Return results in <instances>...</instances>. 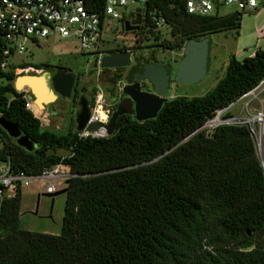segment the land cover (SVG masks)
Here are the masks:
<instances>
[{
    "label": "trees",
    "instance_id": "16d2710c",
    "mask_svg": "<svg viewBox=\"0 0 264 264\" xmlns=\"http://www.w3.org/2000/svg\"><path fill=\"white\" fill-rule=\"evenodd\" d=\"M149 13L169 29L155 45L168 52L237 31L241 18L190 16L177 0H149L148 35ZM140 48L135 42L129 50ZM120 71L107 79L111 86ZM14 78L0 71V118L33 148L22 149L0 128V164L27 176L61 164L77 177L63 188L58 235L18 228L19 187L12 198H0V264H264V177L246 129L219 127L209 137L197 131L264 78L263 50L241 60L230 55L209 92L167 99L151 120L136 122L125 108L111 134L97 139H79L74 118L64 133L43 129L25 109ZM122 101L123 95L108 120Z\"/></svg>",
    "mask_w": 264,
    "mask_h": 264
},
{
    "label": "built area",
    "instance_id": "2783aa9c",
    "mask_svg": "<svg viewBox=\"0 0 264 264\" xmlns=\"http://www.w3.org/2000/svg\"><path fill=\"white\" fill-rule=\"evenodd\" d=\"M148 1L0 0V71H11L14 76L21 74L39 76L42 74V69L13 66L10 59L23 55L27 43L37 44L51 35H56L60 39L74 40L80 54L88 57L92 66L91 76L94 79V84L91 86L94 93L90 105H87L88 120L82 130L76 131L77 137L79 139L106 137L104 126L108 122L112 107L122 97L121 90L124 84L120 80H117L113 86L108 83L107 79L116 69L109 71L101 69L100 59L121 51H126L132 56L133 51L125 46L107 48L104 37L112 23L122 24L134 15L137 5L144 10ZM177 2L182 5L186 15L196 17L217 16V10L221 7H232L241 14L264 12V0H177ZM149 20L152 24V32L158 35L167 27L162 18L155 17L152 13H149ZM182 51L183 48L175 52V56L181 57ZM102 73H108L105 82L109 84L108 87L114 94L111 103L108 104L103 100V86L98 82ZM17 92L22 95L25 109L40 122L41 126L46 129L55 128L50 125L46 111L37 108L35 102L29 98L28 89L24 88ZM89 124H98L99 127L90 131L87 130ZM219 127L246 129L264 177V78L235 101L215 110L197 131L209 137ZM74 177L77 176L69 174L61 164L42 170L37 176H27L20 172H11L8 164L3 163L0 166V198H12L17 187H26L34 179L42 181L45 184L43 193L50 195L59 189L60 183L64 188L65 182Z\"/></svg>",
    "mask_w": 264,
    "mask_h": 264
},
{
    "label": "rangeland",
    "instance_id": "374dc122",
    "mask_svg": "<svg viewBox=\"0 0 264 264\" xmlns=\"http://www.w3.org/2000/svg\"><path fill=\"white\" fill-rule=\"evenodd\" d=\"M136 8H141V6L137 5ZM235 12L240 14L232 7H221L217 10V16L223 17L235 14ZM263 22L264 12L262 11L252 14L244 13L241 14L237 35L231 31L213 34L200 39L201 41L205 40L210 43L209 70L205 77L197 83L171 86L166 94L167 98L184 97L190 99L202 97L214 87L218 81L217 79L220 77L219 73L223 63L234 50L237 51L240 49L238 51L240 54H238L237 60H241L247 55V53L243 51L244 49H247L249 52L257 48L264 51V38L258 39L254 32ZM168 31V27L163 28L160 35L157 34V41L154 40L156 35L154 32H151L150 35L143 33L138 36L137 40H134L132 34L125 32L122 26L118 23H112L107 29V34L104 37L106 41L105 47L116 48L125 46L131 48L136 42V46H140L141 48L133 51V55L130 57L129 67L134 64V61L140 59L150 60L153 58L161 61L162 58L167 59L171 57L178 61L181 57L175 56V52H172V55L168 51L163 54L161 48L155 47L157 42L168 37ZM10 62L13 66H30L44 69L43 74L36 77L43 79L48 89H51V91L50 78L47 74L48 69L56 71L60 68L68 74H70V72L76 74L79 82L89 80L90 86L94 84L93 76H91L92 66L88 57L80 54L76 42L72 39H60L56 35H51L46 40H40L37 44L27 43L26 52L21 56L13 57L10 59ZM129 67L122 68L119 72L121 76L119 80L124 85L128 83L125 79V72ZM107 75L108 73H102L98 78V82L103 86V100L106 104L111 103L114 95L108 87L109 84L105 82ZM16 78L18 77L15 76L14 80H16ZM52 95L54 96L52 101L55 102V105L51 106L57 110V113L55 117H48L50 125L55 127L50 130L56 133H64L70 125V122L65 123L67 113L69 112L68 114H71V110L73 109V113L76 116L79 107L76 100H72L70 95L69 98H62L53 91ZM71 117H69V119H71ZM73 125L75 129V123ZM42 128L44 129L45 127L42 125ZM58 186L59 189L56 192L63 189L62 183ZM44 187L45 184L42 181L34 179L30 185L20 188L18 228L29 232L58 235L60 232L64 205V194H58L53 197L44 196Z\"/></svg>",
    "mask_w": 264,
    "mask_h": 264
},
{
    "label": "water",
    "instance_id": "95a60500",
    "mask_svg": "<svg viewBox=\"0 0 264 264\" xmlns=\"http://www.w3.org/2000/svg\"><path fill=\"white\" fill-rule=\"evenodd\" d=\"M140 9L135 10V18L131 23H123V30L128 32L129 30L125 27L130 24L137 25L138 15ZM210 43L205 40H188L183 45V51L181 58L176 62L174 66V73L171 76L170 70L163 66L157 64H146L142 67V72L132 78L131 83H127L122 87V95L125 96L127 101H122L124 104L113 113L107 124L104 126L106 135H110L113 131V122L116 116L121 113H125L126 109H131L133 113V119L136 122H142L146 120L153 119L162 104L168 99L166 94L169 88L173 85H184V84H194L202 80L209 68V53H210ZM130 54L126 51L111 53L109 55L103 56L100 59L99 67L101 69H122L127 68L130 65ZM50 78V84L52 91L61 96L62 98H69L70 88L72 86V77L69 74H65L60 71L50 76V73L47 72ZM25 77L30 79H41L40 77H26L21 75L18 78ZM16 78V80L18 79ZM14 80V88L19 90L20 87L16 84ZM43 80V79H42ZM44 81V80H43ZM66 81V87L62 90L60 85ZM140 82H146L149 86L148 91H143L140 87ZM29 90V98L34 97L35 103L38 100L37 96L34 94L33 89L28 84L23 85ZM47 91H51L48 89ZM51 91V93H52ZM45 101V100H44ZM44 101L40 103L46 104ZM79 111L74 118L75 130L80 131L84 128L88 116V106L86 99L80 97L78 99ZM98 124H89L87 130L94 131L98 129ZM0 128L7 134L9 138L15 140V143L25 150H31L33 148L32 144L23 137L20 132L17 130L16 126L10 123L5 122L0 118ZM66 184V182H65ZM65 190H60L58 192L52 193L50 195H45L47 197H53L58 194H64Z\"/></svg>",
    "mask_w": 264,
    "mask_h": 264
},
{
    "label": "flooded vegetation",
    "instance_id": "af4514ba",
    "mask_svg": "<svg viewBox=\"0 0 264 264\" xmlns=\"http://www.w3.org/2000/svg\"><path fill=\"white\" fill-rule=\"evenodd\" d=\"M137 9H140V13L138 15V23L137 25H126L125 27L129 30L128 33H131L132 36H133V39L134 40H137L138 36L141 35V30H142V33H146V31L149 29V27H145V24H144V21H143V12L144 10L141 9V8H137ZM135 18V13L132 17L128 18V20H125L123 23H131ZM123 23L119 25L122 26L123 28ZM117 50V49H116ZM161 51L164 53H166L167 51L163 48H161ZM176 59L174 58H171V57H168L167 59H164L162 58L161 61L159 60H155V59H150L148 61L147 64H157V65H163L165 67H167L169 70H170V73H171V76L173 75L174 73V66L176 64ZM146 65L144 63V59H140V60H137V61H134V64H132L128 70H126L125 72V79L127 80V82H131L133 81L132 78L134 76H137L139 75L141 72H142V67ZM64 72L66 73V71H63L61 70L60 68L56 71H54L53 69H48L47 72L50 73V76L54 75L55 73L57 72ZM68 72V71H67ZM68 74V73H66ZM73 81H72V86L70 88V98H72L73 96H75L76 98V103L78 104V99L80 97H84L86 99V102L88 103L91 96H90V91H91V86H90V81L89 80H86V81H82V82H79L78 81V78H77V75L76 74H73L70 72L69 74ZM66 86L63 87V89H65ZM140 87L143 91H148L149 89V86L146 82H140ZM150 90V89H149ZM54 99V96L52 95L51 96V100L50 102Z\"/></svg>",
    "mask_w": 264,
    "mask_h": 264
},
{
    "label": "crops",
    "instance_id": "0c3cea01",
    "mask_svg": "<svg viewBox=\"0 0 264 264\" xmlns=\"http://www.w3.org/2000/svg\"><path fill=\"white\" fill-rule=\"evenodd\" d=\"M231 32V31H230ZM232 32H234L236 35L238 34V32L237 31H232ZM255 34L257 35V38L259 39V38H264V22L263 23H261L260 24V26L259 27H257L256 29H255ZM258 49V48H257ZM240 50V49H239ZM239 50H234L233 51V53H231V54H229V56L230 55H233L236 59H237V57H238V54H240V52H238ZM256 50V49H255ZM254 50V51H255ZM243 51H245L246 53H247V55L245 56V57H243V58H246V57H251V56H253V53H254V51H252V52H249L247 49H244ZM228 56V57H229ZM209 57H210V53H209ZM228 57H227V60H228ZM227 60L223 63V65H222V68H221V71H220V77H219V79L222 77V75H223V72H224V68H225V65H226V63H227ZM209 68H210V65H209ZM209 68H208V70H209ZM43 72H44V70L42 71V74H43ZM41 75V74H40ZM21 75H19V76H17V77H20ZM24 76H26V75H24ZM26 77H34V76H26ZM219 79H217V80H219ZM14 83V82H13ZM25 87H20V89L19 90H16V91H20V90H22V89H24ZM29 91V90H28ZM29 94H30V92H29ZM32 100L35 102V99H34V97H32ZM55 102L54 101H52V102H48V103H46V104H42L41 106H40V108H42V109H44L45 111H46V113H47V115H48V117H55L56 116V113H57V110L55 109V108H53V106H51V105H55L54 104ZM49 107V108H48ZM72 112V113H71ZM71 114H72V117H71V114H68L67 113V116H66V121H65V123H69L70 122V120L72 119V118H74V116H75V114L73 113V109L71 110ZM71 117V119H69V117ZM52 122V121H51ZM71 124V123H70ZM0 166H1V164H0ZM63 188V187H62ZM45 196V195H44ZM45 234H48V233H45ZM52 235V234H51Z\"/></svg>",
    "mask_w": 264,
    "mask_h": 264
},
{
    "label": "bare ground",
    "instance_id": "6f19581e",
    "mask_svg": "<svg viewBox=\"0 0 264 264\" xmlns=\"http://www.w3.org/2000/svg\"><path fill=\"white\" fill-rule=\"evenodd\" d=\"M25 73V72H24ZM27 76V75H26ZM16 84L19 85V87H22L25 84H28L32 87L34 94L37 96L38 100L36 101L35 105L37 108H40V103L44 101L45 103L50 102L52 93L51 91H47V84L42 79H28L25 77L18 78L16 80ZM66 81H63V83L60 85V87L66 86Z\"/></svg>",
    "mask_w": 264,
    "mask_h": 264
}]
</instances>
